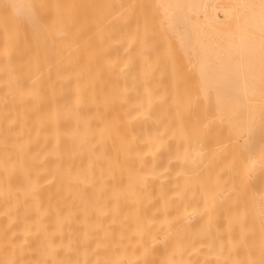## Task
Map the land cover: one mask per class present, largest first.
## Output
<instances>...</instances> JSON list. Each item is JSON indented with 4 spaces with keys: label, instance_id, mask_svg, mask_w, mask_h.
I'll return each instance as SVG.
<instances>
[{
    "label": "bare ground",
    "instance_id": "obj_1",
    "mask_svg": "<svg viewBox=\"0 0 264 264\" xmlns=\"http://www.w3.org/2000/svg\"><path fill=\"white\" fill-rule=\"evenodd\" d=\"M0 0V264H264V0Z\"/></svg>",
    "mask_w": 264,
    "mask_h": 264
},
{
    "label": "rangeland",
    "instance_id": "obj_2",
    "mask_svg": "<svg viewBox=\"0 0 264 264\" xmlns=\"http://www.w3.org/2000/svg\"><path fill=\"white\" fill-rule=\"evenodd\" d=\"M83 7H86V4H85V0H81V8H80V14H79V17L82 18L83 17V11H82V8Z\"/></svg>",
    "mask_w": 264,
    "mask_h": 264
}]
</instances>
